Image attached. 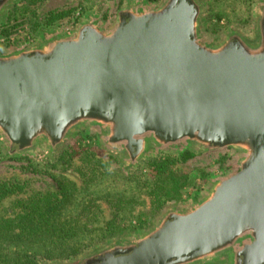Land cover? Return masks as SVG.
<instances>
[{
    "label": "water",
    "instance_id": "water-1",
    "mask_svg": "<svg viewBox=\"0 0 264 264\" xmlns=\"http://www.w3.org/2000/svg\"><path fill=\"white\" fill-rule=\"evenodd\" d=\"M199 15L196 0H164L121 10L110 31L88 21L72 39L0 55V134L11 152L37 142L53 152L87 123L130 162L180 140L242 154L195 207L76 264H264V12L255 42L233 33L217 46L201 42Z\"/></svg>",
    "mask_w": 264,
    "mask_h": 264
},
{
    "label": "rangeland",
    "instance_id": "rangeland-1",
    "mask_svg": "<svg viewBox=\"0 0 264 264\" xmlns=\"http://www.w3.org/2000/svg\"><path fill=\"white\" fill-rule=\"evenodd\" d=\"M29 1L9 0L1 9L0 55L18 53L47 44L54 39H72L82 23L88 21H93L102 29L110 31L115 27L117 15L121 10L152 11L164 0H91L81 3L80 0H35V3ZM196 1L200 7L198 33L201 42L217 46L233 33L248 42L256 41L259 19L264 12V0ZM89 135L94 136L88 137ZM80 146L82 149L89 146L101 155L103 161L109 163L111 169L120 170L125 176L136 169L141 175L152 174L150 162L160 154L177 158L185 150L191 149L195 155L186 162L172 163L174 173L181 179L178 189L173 185L163 186L152 193L141 190L133 195V201H136L134 212L131 218L120 224V230L115 234L101 240L100 236H97L93 246L74 259L41 264H76L110 245L136 241L154 228L169 211H187L195 207L208 194L214 183L239 170L242 158V154L234 149L207 150L180 140L166 146H149L144 155L135 162H130L119 146L106 142L103 129L85 123L70 132L63 144L53 152L44 142H37L31 150L11 152L7 138L0 134V179L17 175L22 181L27 180L29 187L25 192H20V199L34 193L54 191L55 184L46 175L23 174L21 166L25 161L18 159L25 155L26 158L42 165L63 150L77 151ZM74 155L79 154L77 152ZM10 157H16L17 160ZM65 174L73 181L79 182L78 176L73 172L67 171ZM152 194H157L156 198ZM9 206V199L0 203V214L11 213ZM17 210H13V216ZM226 261V256H222L199 264H227Z\"/></svg>",
    "mask_w": 264,
    "mask_h": 264
},
{
    "label": "trees",
    "instance_id": "trees-1",
    "mask_svg": "<svg viewBox=\"0 0 264 264\" xmlns=\"http://www.w3.org/2000/svg\"><path fill=\"white\" fill-rule=\"evenodd\" d=\"M77 152L79 155H74ZM98 154L89 146H80L77 151L63 150L42 165L20 156L18 160L25 161L23 174L46 175L55 190L20 199V192L29 187L28 181L17 175L0 179V203L9 199L11 211L0 214V264L68 261L84 254L97 236L100 240L112 236L131 218L136 203L132 196L137 192L152 193L171 185L178 189L181 179L171 165L188 161L195 152L187 149L177 158L160 154L150 162L153 175H141L136 169L128 176L111 169ZM67 171L77 175L79 182L69 178ZM14 209L18 210L13 216Z\"/></svg>",
    "mask_w": 264,
    "mask_h": 264
}]
</instances>
